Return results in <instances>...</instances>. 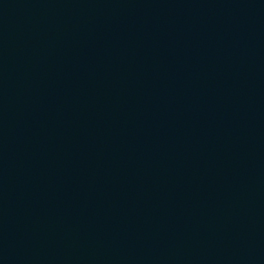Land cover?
I'll use <instances>...</instances> for the list:
<instances>
[{
	"label": "water",
	"instance_id": "1",
	"mask_svg": "<svg viewBox=\"0 0 264 264\" xmlns=\"http://www.w3.org/2000/svg\"><path fill=\"white\" fill-rule=\"evenodd\" d=\"M0 264H264V0H0Z\"/></svg>",
	"mask_w": 264,
	"mask_h": 264
}]
</instances>
